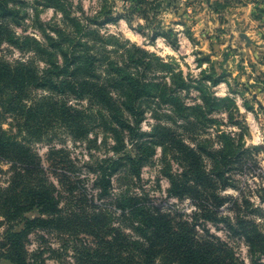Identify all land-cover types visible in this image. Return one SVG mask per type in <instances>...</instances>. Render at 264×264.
Here are the masks:
<instances>
[{
  "label": "rangeland",
  "instance_id": "rangeland-1",
  "mask_svg": "<svg viewBox=\"0 0 264 264\" xmlns=\"http://www.w3.org/2000/svg\"><path fill=\"white\" fill-rule=\"evenodd\" d=\"M54 1L84 26L94 16L102 21L110 17L98 26H90L109 40L106 50H116L112 45L118 43L129 50L140 49L153 62L159 59L173 65V79L171 75H164L165 80L158 77L155 83L160 89L169 84L170 92L166 93L173 95V107L159 98L143 100L140 107L144 112L140 125L142 153L150 155L142 166L140 180L118 183L114 193L130 190L142 197V202L154 203L163 212L176 208L191 217L195 208L189 198L168 197V177L181 172V154L187 151L201 157V164L210 171L213 165L205 155L220 150L224 142L221 135H234L235 144L239 140L245 153L240 164H234L237 161L231 159L225 183H215L223 205L213 215L220 223L203 219L199 222L208 225L212 234L232 247L239 264H264V256L257 254L252 258L243 240L229 236L221 224L222 219L234 221L235 216L245 215L264 233V0ZM43 2L10 3L17 16L0 17V39L5 36L0 41V59L11 64L30 59L33 54L24 53L18 44L24 46L30 38L42 40L39 24L64 28L61 12L45 7ZM38 65L42 67L43 63ZM181 82L186 89L178 87ZM69 104L86 108L85 102ZM97 110L93 108L87 113L92 117ZM11 120L0 118V130L5 132L7 142L15 141L29 152L32 159L24 162L40 163L45 177L62 194L61 210L73 205L66 204L67 189L95 196L92 185L98 176V165L124 153L113 152L114 136L132 156L136 153L126 143L125 133L104 132L97 125L99 120H94L97 123L93 122L94 127L90 125L81 138L80 132L71 135L60 125L54 127L41 117L24 129L15 128ZM256 147L261 149L254 150ZM15 158L24 160L20 155ZM214 158L218 160L219 156ZM14 164V160L0 158V196L3 198L8 195L11 178L18 167ZM24 187L26 182L18 189ZM235 201L238 213L231 206ZM2 208L0 237L9 227L19 230L23 223V216L5 220ZM85 208L87 214L93 213V208ZM114 215L118 217L117 212ZM41 216L38 209L24 214V218L30 219ZM76 233L83 238L79 231ZM69 235L63 228L50 233L39 231L28 237L26 249L28 253L43 250L47 264H75L76 246L72 242L75 240ZM2 264L7 263L2 261Z\"/></svg>",
  "mask_w": 264,
  "mask_h": 264
},
{
  "label": "trees",
  "instance_id": "trees-1",
  "mask_svg": "<svg viewBox=\"0 0 264 264\" xmlns=\"http://www.w3.org/2000/svg\"><path fill=\"white\" fill-rule=\"evenodd\" d=\"M42 1L45 7L61 12L64 28L39 24L42 40L30 38L24 46L18 44L24 53L33 54L30 59L13 64L0 59V118L10 117L15 128L24 129L41 117L54 127L60 125L71 135L80 132V138L90 125L94 127V120H99L100 123H94L104 132L125 133L126 143L136 153L132 156L114 136L113 152L124 153L98 165V176L92 185L95 196L67 189L66 204L74 206L61 210L62 194L45 177L40 163L24 162L32 156L19 143L7 142L5 132L0 130V158L14 160L18 166L8 195L0 196V207H5L3 218L7 221L23 216L19 230L9 227L0 237V264L2 261L47 264L43 250L28 253V237L59 228L75 240L72 241L76 246L75 264H239L232 247L199 221L220 223L213 215L223 205L215 183H225L231 159L237 161L234 164L241 163L245 152L240 141L235 144L234 135H221L224 142L220 150L205 155L213 165L208 172L197 154L191 151L181 154L183 167L179 174L168 177L167 194L178 200L189 198L195 208L191 217L176 208L163 212L154 203L142 202L144 199L130 190L114 193L118 183L140 180L142 166L150 157L142 153L140 125L144 112L140 107L143 100L158 98L173 107V95L166 93L170 92L169 84H164L162 89L155 84L158 77L165 80L164 75L173 79V65L159 59L153 62L140 49L129 50L118 43L112 45L116 50H106L109 40L90 28L109 21L106 14V20L94 16L84 26L54 0ZM12 2L16 0H0V17L17 16L15 8L10 6ZM39 62L43 63L42 67ZM180 85L186 89L184 82ZM71 101L85 102L86 108L71 106ZM93 108L98 110L91 117L87 112ZM18 155L24 160L15 158ZM217 155L218 160L214 158ZM24 182L26 187L18 189ZM87 206L93 208L92 214H87ZM231 206L238 213L236 201ZM33 209H38L42 216L24 218ZM221 224L229 236L243 240L252 258L257 254L264 256V233L255 222L237 215L234 221L222 219Z\"/></svg>",
  "mask_w": 264,
  "mask_h": 264
}]
</instances>
